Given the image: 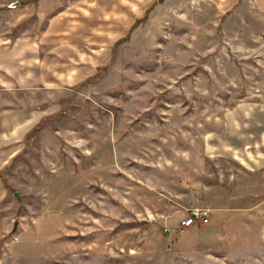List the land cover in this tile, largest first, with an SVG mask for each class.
Returning <instances> with one entry per match:
<instances>
[{
    "label": "rangeland",
    "instance_id": "374dc122",
    "mask_svg": "<svg viewBox=\"0 0 264 264\" xmlns=\"http://www.w3.org/2000/svg\"><path fill=\"white\" fill-rule=\"evenodd\" d=\"M65 1L108 58L47 94L0 170V264H264V13Z\"/></svg>",
    "mask_w": 264,
    "mask_h": 264
},
{
    "label": "crops",
    "instance_id": "0c3cea01",
    "mask_svg": "<svg viewBox=\"0 0 264 264\" xmlns=\"http://www.w3.org/2000/svg\"><path fill=\"white\" fill-rule=\"evenodd\" d=\"M206 1L216 12L224 13L239 0ZM65 2L0 1V170L6 169L30 127L45 115L41 106L52 97L49 93L53 88L75 85L93 73L97 60L108 58L104 54L107 50L102 49L103 58L94 61L82 42L71 35L70 21L62 22L61 18ZM248 2L264 13V0ZM2 195H6L4 188L0 199ZM2 220L0 217V226Z\"/></svg>",
    "mask_w": 264,
    "mask_h": 264
},
{
    "label": "built area",
    "instance_id": "2783aa9c",
    "mask_svg": "<svg viewBox=\"0 0 264 264\" xmlns=\"http://www.w3.org/2000/svg\"><path fill=\"white\" fill-rule=\"evenodd\" d=\"M208 223V215L204 210L192 211L190 215L181 221V225L184 227H191L194 225H206Z\"/></svg>",
    "mask_w": 264,
    "mask_h": 264
}]
</instances>
